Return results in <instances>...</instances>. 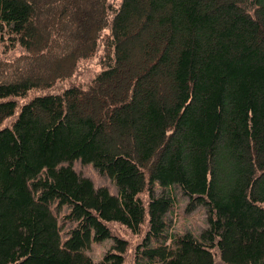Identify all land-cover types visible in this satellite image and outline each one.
Returning <instances> with one entry per match:
<instances>
[{"label": "trees", "instance_id": "trees-1", "mask_svg": "<svg viewBox=\"0 0 264 264\" xmlns=\"http://www.w3.org/2000/svg\"><path fill=\"white\" fill-rule=\"evenodd\" d=\"M117 229L133 264H264V0H0V264H125Z\"/></svg>", "mask_w": 264, "mask_h": 264}, {"label": "rangeland", "instance_id": "rangeland-1", "mask_svg": "<svg viewBox=\"0 0 264 264\" xmlns=\"http://www.w3.org/2000/svg\"><path fill=\"white\" fill-rule=\"evenodd\" d=\"M114 1L119 2L120 0ZM99 68V55L97 54L93 59L87 60L81 64L80 70L75 79H85L90 77ZM74 166L82 174L89 176L96 186L106 185L113 193H116L117 189L114 182L109 177L100 174L91 163L82 164L79 161H75ZM175 196L176 200L170 211V230L175 231L176 233H183L187 230L194 233L200 232V230L207 224L205 207L199 205L193 210H188L189 199L180 191L175 192ZM118 230L122 229H117V233L120 234V236L127 238L130 244L125 264H133V258L130 255V252L133 251L134 246L139 241L140 235H134L126 231L119 232ZM110 244L111 239H106L101 242L93 241L91 247L88 249V253L95 261H98L102 258V255L108 249Z\"/></svg>", "mask_w": 264, "mask_h": 264}, {"label": "bare ground", "instance_id": "bare-ground-1", "mask_svg": "<svg viewBox=\"0 0 264 264\" xmlns=\"http://www.w3.org/2000/svg\"><path fill=\"white\" fill-rule=\"evenodd\" d=\"M87 59H88V58H87ZM85 60H86V59H85ZM86 66H87V65H86ZM86 66H85V67H86ZM49 89H50V88H49ZM50 91H51V90H50Z\"/></svg>", "mask_w": 264, "mask_h": 264}]
</instances>
